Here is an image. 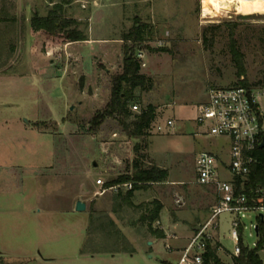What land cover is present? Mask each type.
<instances>
[{
  "label": "rangeland",
  "instance_id": "1",
  "mask_svg": "<svg viewBox=\"0 0 264 264\" xmlns=\"http://www.w3.org/2000/svg\"><path fill=\"white\" fill-rule=\"evenodd\" d=\"M50 8L48 0H0V131L2 158L9 163L0 182V247L17 250L15 242L32 234L26 226L33 223L41 243L38 254L52 259L45 264H177L181 253L167 245H187L217 203L215 189L195 183V156L212 151L228 161L224 140L197 135L195 107L207 101L214 87L238 86L241 80L256 85L264 78V13L239 14L233 7L203 19L202 0H80L66 15L91 14L94 41L69 49L66 43L58 58L45 48V37L31 28L34 13L45 16ZM136 25L146 26V35L142 41L126 42L121 58L116 39H124ZM232 34L244 55L241 78ZM125 46H135L136 56L143 52L146 66L141 71L152 80L150 89L142 94L137 90L139 108L155 106L159 123L175 120L172 129L155 133L151 127L145 137L131 142L117 119L91 125L110 100L111 77L122 70ZM138 142L148 162L168 170V181L136 190L130 201L124 190L96 195L97 179L108 181L118 173L107 174L106 161L112 165L116 156L125 170L124 160L136 157ZM150 147L156 159L148 156ZM171 180L183 182L169 184ZM179 198L182 205L176 202ZM78 201L87 204L85 212L74 210ZM155 201L163 209L153 226L165 232L164 238L154 237L143 219ZM32 205L42 210L34 217L27 213ZM236 219L225 212L219 228L212 229L221 264L234 263ZM240 221L243 246L256 248L257 214ZM172 234L183 239H171ZM259 255L264 264V248ZM3 260L26 264L16 257Z\"/></svg>",
  "mask_w": 264,
  "mask_h": 264
},
{
  "label": "built area",
  "instance_id": "2",
  "mask_svg": "<svg viewBox=\"0 0 264 264\" xmlns=\"http://www.w3.org/2000/svg\"><path fill=\"white\" fill-rule=\"evenodd\" d=\"M137 57L141 67H145L143 52H139ZM132 111L139 113L141 109L135 104ZM194 120L199 127L197 135L219 138L227 143L228 161H223L212 151H201L195 156V183L215 189L217 203L212 207L206 223L201 224L189 239L177 264H212L206 258L208 246L214 239L212 229L219 228L218 219L225 212L238 216L232 223V238L235 242L232 256L240 258L243 250L241 218L249 213H256L260 222L254 228L259 241L263 237L261 223L264 224V182L251 185L250 178L253 166L259 163V150L264 149V146L261 147L264 142V85L214 87L210 89L207 101L197 106ZM174 125L173 119L159 123L156 118L152 128L155 133H162L172 129ZM112 136L117 138L119 133L114 132ZM226 174L231 175L232 179H225ZM106 182L102 177L97 179L96 184L100 190L96 195L102 196L108 191H129L134 186V183L129 182L107 188ZM176 202L183 204L180 198ZM171 238L178 239L177 236ZM167 249L173 251L170 244ZM233 264L240 263L234 261Z\"/></svg>",
  "mask_w": 264,
  "mask_h": 264
},
{
  "label": "trees",
  "instance_id": "3",
  "mask_svg": "<svg viewBox=\"0 0 264 264\" xmlns=\"http://www.w3.org/2000/svg\"><path fill=\"white\" fill-rule=\"evenodd\" d=\"M51 8L47 11L45 16H41L39 12H35L31 20V28L33 32L40 33L45 37L44 46L49 53H56L58 58L62 57V47L66 43L80 42L88 40L85 30L81 28V23L78 20L70 19L66 15V7L72 1L70 0H48ZM235 27L236 25H232ZM146 35V26L136 25L131 32L125 35V43L128 41H142ZM125 56L121 72L114 74L111 77L110 100L107 103L104 112L98 113L91 124L92 127L102 124L107 117H112L120 121L122 130L129 137V142L136 138H143L151 129L153 122L158 117L157 108L153 105L141 107L139 113L133 112L132 107L137 103L139 98L136 93L137 90L142 92L151 88L152 80L144 73H142L140 61L137 59L135 46H125ZM232 54L236 62L240 78L245 75L244 55L237 48L236 41L232 34L231 44ZM84 80V79H83ZM84 82V81H82ZM264 85V78L258 83ZM240 85L249 86L247 80H241ZM257 85V84H256ZM140 94V96H141ZM142 142L135 144L134 151L136 157L134 159L127 158L124 160L126 164L125 170L120 166L123 161H120L116 156L112 165L106 161L104 170L107 174L112 171H118L117 176L108 180L105 184L107 188L114 185H121L132 182L134 186L127 192V200L130 201L133 193L136 190L143 189L152 185L153 183H165L168 181L169 172L167 169L148 162L147 155L141 154ZM105 148L106 153L113 155V150ZM259 163L253 166L250 178V184L255 185L264 182V149L259 150ZM148 163H151L149 165ZM131 203V202H130ZM163 205L159 201H155L151 206H147L144 211L143 219L148 222V229L150 233L157 238L166 237L165 232L160 228H154V223L160 219V213ZM94 217V216H92ZM108 217V216H107ZM109 218V217H108ZM110 219V218H109ZM110 222L115 226L114 220ZM115 232L119 233L120 237L127 240V238L120 232L119 228L115 227ZM95 231V230H94ZM99 229H96V233ZM90 235H94L90 229ZM261 233L263 237L254 249H249L243 246L240 258H234V261L240 264H263L259 252L264 248V224L261 223ZM127 251V249H124ZM133 252L132 248L129 250ZM208 263L221 264L217 249L210 243L206 254Z\"/></svg>",
  "mask_w": 264,
  "mask_h": 264
},
{
  "label": "crops",
  "instance_id": "4",
  "mask_svg": "<svg viewBox=\"0 0 264 264\" xmlns=\"http://www.w3.org/2000/svg\"><path fill=\"white\" fill-rule=\"evenodd\" d=\"M79 1L80 0H74L73 2H71L70 4H68L66 8L74 6ZM98 5L100 7V4H98ZM82 9L84 10L86 8H83L82 7ZM71 10L72 9H70V10L66 9V12L70 11V12L73 13V10L72 11ZM84 12H86V11H83V13ZM81 16H84V17H79V18L78 17H74V19L75 20H80V21H83V20L85 21L86 26L84 25L85 23L84 24H81V28L83 30H85V33L87 34L88 40H86V41H80V42L68 43V49L71 48L74 45H77V44H81V43H91L92 41H94V40L91 39V31H90L91 30L90 29V22H91V18H92L91 17V14H89V13L86 14L85 13V15H81ZM117 38L118 39H116V41L118 42V44H120V48H121V58H122V55H123V46L125 44V41L123 40V38H122L121 35H120V37H117ZM77 57H79V56H77ZM99 63L100 64H103L102 62H99ZM85 77L86 76H84V78ZM198 105H200V104H198ZM198 105H196V107H195V116L194 117H196V114H197V106ZM193 121H195V120H193ZM1 133L2 132L0 131V172H1L0 173L1 174L0 182L5 179L4 176L2 175L3 168H6L5 170L7 171V168H8V165H9L8 161L5 160V162H4V160L2 158V135H1ZM149 155L152 157V159H156L155 158V153L151 150V147H150V149H148V156ZM32 177L34 178V176H32ZM6 179L7 180H5V181H8V178H6ZM25 179H26V177H23L22 180H24V182H22L21 187L25 186V182H26ZM181 182H183V181H180V180H176V181L175 180H171V181H169V184H175V183H181ZM99 188H98V191L100 190ZM208 188H210V187H208ZM124 191H126V190H124ZM121 192L122 191H120L119 193H121ZM126 192H128V191H126ZM27 207H28V209H30V210L27 211V213L29 215L32 214V217H34L33 215L35 214V212H37V211H40L41 212L42 211L40 208L37 207V205H32V209L29 206H27ZM212 207L210 208V211H211ZM74 210L76 211V207L74 208ZM159 222L161 224V221H159ZM26 228L32 230V234L29 237L19 238L17 240V242H15V245L18 246V249L17 250H13L12 248H9V249L8 248H5V249H3V247H0V249H1V251H0V264H3L4 263V260L3 259H5V258L6 259L7 258L10 259V258H13V257L21 258L23 260H26V264H45L46 262L52 260L50 257H41L38 254V250H40V248H41V243L38 240V238H36V236L34 235L35 224H33V223L32 224H28L26 226ZM38 228H39V226H38ZM197 229H195V231H197ZM172 236H176V234H172ZM171 239H174L176 241H179V240H182L183 238H181V239H179V238L178 239L171 238ZM184 239H186V237H184ZM188 239H190V238H188ZM186 246L187 245L181 244V242H180V243L176 244V246L174 247L173 251L176 250L177 252H180L182 254V252H183V250L185 249Z\"/></svg>",
  "mask_w": 264,
  "mask_h": 264
},
{
  "label": "bare ground",
  "instance_id": "5",
  "mask_svg": "<svg viewBox=\"0 0 264 264\" xmlns=\"http://www.w3.org/2000/svg\"><path fill=\"white\" fill-rule=\"evenodd\" d=\"M233 7L239 14L248 10L264 13V0H202V18L219 17L222 11L232 10Z\"/></svg>",
  "mask_w": 264,
  "mask_h": 264
},
{
  "label": "water",
  "instance_id": "6",
  "mask_svg": "<svg viewBox=\"0 0 264 264\" xmlns=\"http://www.w3.org/2000/svg\"><path fill=\"white\" fill-rule=\"evenodd\" d=\"M264 146V142L263 144L261 145V147ZM97 165V164H95ZM87 210V204L83 201H78L77 204H76V211L77 212H85Z\"/></svg>",
  "mask_w": 264,
  "mask_h": 264
}]
</instances>
